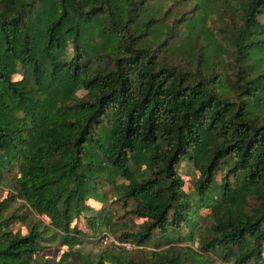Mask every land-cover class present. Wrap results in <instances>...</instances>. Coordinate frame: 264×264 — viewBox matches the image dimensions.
Returning a JSON list of instances; mask_svg holds the SVG:
<instances>
[{
	"label": "trees",
	"instance_id": "obj_1",
	"mask_svg": "<svg viewBox=\"0 0 264 264\" xmlns=\"http://www.w3.org/2000/svg\"><path fill=\"white\" fill-rule=\"evenodd\" d=\"M209 2L0 0V264H264V0H235L232 74L212 60L222 27L194 25ZM104 184L142 219L115 237L137 247L103 242L87 200ZM201 208L207 233L180 245ZM80 216L99 251L78 247Z\"/></svg>",
	"mask_w": 264,
	"mask_h": 264
},
{
	"label": "rangeland",
	"instance_id": "obj_2",
	"mask_svg": "<svg viewBox=\"0 0 264 264\" xmlns=\"http://www.w3.org/2000/svg\"><path fill=\"white\" fill-rule=\"evenodd\" d=\"M171 4V2H170ZM173 5V4H172ZM174 6V14L178 15L180 12L188 11L191 9V6L188 5H181L179 3H175ZM209 15L208 13L204 12L203 10H197L195 14V22L194 25H205L211 22L210 17L212 18V25H215L214 29L222 27L221 31L219 30L218 33L222 35L225 32V39H222V50L219 52L218 56L213 60L215 62V69L220 73H224L225 71L228 74H232L230 64L233 61L232 56V45L229 42L228 35L232 29L234 28L235 24L238 21V9L235 5V0H210L209 2ZM192 20V19H191ZM223 59V62L221 60ZM78 94L81 96L84 94L83 90H80ZM259 122H264V112L261 113L260 118L258 119ZM178 170L180 175L184 180V189L186 191H190L193 185L194 180L197 177V170L194 164L188 160H184L179 164ZM13 179L8 181H4L0 185V198L5 197L7 192L11 189ZM123 181L122 179H118V182ZM102 190L104 189L106 193L105 200L96 201L92 199H88L87 202L92 205L93 211H91V215L95 216L98 215V212L101 211L107 213L109 216L110 221V229H105V233L109 237H116L120 234L121 230L130 229V228H137L138 225L141 223L142 219L134 217L130 214H124L123 209L118 201H115V192L110 185L104 184V188L102 185ZM102 204H104L102 208ZM102 208V210H100ZM208 210L205 208L200 209V216H199V225L194 233L195 241H183L178 242L180 245H190L197 249V244L199 239L205 235L207 232V228L209 226V219L207 217ZM41 218L46 222L49 223V219L41 216ZM73 223L77 225V227L83 232V241L78 246L82 251L85 252H97L102 247L98 240L97 235L99 234V229L93 228L90 224L87 223L84 216H80V218L76 219ZM126 225V226H125ZM18 226V224H17ZM22 230L25 231V227H22ZM165 241L161 242L159 245L163 248L165 247ZM156 244H152V246H147L145 250L154 249ZM157 248V247H156ZM61 250H64V247H60ZM59 248L57 246H51L47 248L44 253L49 255L52 258H56L59 256ZM50 264H53L50 263ZM207 264H230L227 261L223 260L221 257L211 256L210 260Z\"/></svg>",
	"mask_w": 264,
	"mask_h": 264
},
{
	"label": "built area",
	"instance_id": "obj_3",
	"mask_svg": "<svg viewBox=\"0 0 264 264\" xmlns=\"http://www.w3.org/2000/svg\"><path fill=\"white\" fill-rule=\"evenodd\" d=\"M103 242L104 243H113L114 245L122 246L125 249H131L133 247H137L136 245H132V244H130L128 242H124V241H121V240H119V239H117L115 237H109L107 235L104 237ZM138 247H140V246H138Z\"/></svg>",
	"mask_w": 264,
	"mask_h": 264
}]
</instances>
